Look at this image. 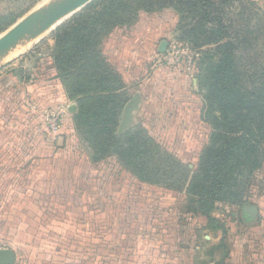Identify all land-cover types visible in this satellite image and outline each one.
Here are the masks:
<instances>
[{"label":"trees","instance_id":"16d2710c","mask_svg":"<svg viewBox=\"0 0 264 264\" xmlns=\"http://www.w3.org/2000/svg\"><path fill=\"white\" fill-rule=\"evenodd\" d=\"M20 1L27 0L0 3L17 7ZM239 1L93 0L53 33V65L69 99L77 103L72 122L77 137L88 145L92 160L97 163L115 158L138 185L157 187L153 188L155 194L172 197L171 201L185 191L196 198L198 208L194 211L202 212L212 229H218L219 224L212 217L214 206L227 203L245 207L246 183L264 164V70L256 77L238 67L237 51L241 48L235 39L240 35L233 36V20L228 19L227 9ZM247 1L249 6H257L256 2ZM170 9L174 11L169 16L175 27L182 30L181 40L194 48L215 45L212 58L198 78L205 94L201 102L193 104L199 113L192 121L198 123L205 138L199 168L191 178L188 167L180 162V154L156 142L147 129L136 126L118 133L121 114L132 94L129 84L102 49L106 35L118 27L130 26L141 13ZM12 15L11 10L0 13V23L10 20ZM191 16V24L182 26ZM250 39L246 37L242 43ZM130 190L126 185L123 194L128 196ZM159 199L162 198L156 197L151 212L159 205L170 206L166 202L157 204ZM133 210L144 214L136 206ZM88 241L89 238L82 237V244ZM220 248L223 249L221 246L213 251ZM141 258L142 264L164 263L144 252Z\"/></svg>","mask_w":264,"mask_h":264},{"label":"rangeland","instance_id":"374dc122","mask_svg":"<svg viewBox=\"0 0 264 264\" xmlns=\"http://www.w3.org/2000/svg\"><path fill=\"white\" fill-rule=\"evenodd\" d=\"M55 1L58 2V0L20 1L21 4L17 7L0 3V13L6 10L13 12L10 20L0 23V37L23 19L39 14L51 3H53L52 5L57 3ZM252 1L256 2L257 6H249L247 0H241L235 3L233 7H229L227 12H229L228 19L233 20V36L238 33L240 35L235 39L238 40L237 44L240 43L239 48H241L237 51L238 67L241 71L246 69L250 74L258 77L264 70V0ZM88 5L63 19L53 29L41 33L35 38L26 39L31 41L26 45L27 49L16 58L0 63V70H10L14 64H17L19 67L28 66V71L51 75V59L54 49L53 33ZM159 13L161 12L154 15ZM142 15L144 16L142 17ZM146 15L148 14L141 13L133 24L124 26L132 27L128 29L130 31L128 33L135 32L138 24L143 26V32H145L146 28L155 23L154 32L157 33L156 30H159L161 33L160 40L155 41V45L159 47L163 42L167 43L166 51H160L158 59L163 64L173 59L179 62L180 66L171 68L172 72L176 73L177 76L190 75L195 81V86L193 83L194 90L199 91L200 74L212 58L211 51L215 50V45L194 48L190 43L180 39L182 30L177 27L175 30L176 23L172 21L170 16L159 14V16L154 17L155 19H152V16L146 19ZM11 20H13L12 23ZM191 20L192 16L182 26L188 27ZM41 35L42 37H40ZM148 35L150 34L147 31L143 34L145 40L148 39ZM246 37L251 39L247 43H242V39ZM249 45L252 47L248 48ZM145 51L147 50L145 49ZM157 51L158 48H155L153 58L151 57V61H149L150 59L147 60L145 72L139 73L138 78L133 81L137 84L130 89L132 99L143 93V101L140 103L141 109L135 113L136 122L124 132H128L136 126L147 129L149 135L156 142L169 151L180 154V162L188 167L191 178L199 168L203 154L201 144L205 137L199 131L198 123L190 122L186 115L175 112V100L160 99V95L165 89L159 88L158 84L155 86L151 84L152 79L150 78L155 70L153 61L158 54ZM26 61L29 62L26 63ZM202 61L205 63L202 64ZM150 74L151 76H149ZM188 80L187 85L190 89V77ZM143 81L145 83L142 84ZM250 81L254 80L251 79ZM199 92L202 99L205 93L201 90ZM198 102V99H195L194 103L198 104ZM192 115L195 117L196 113ZM63 119H67V123L71 124L72 116L67 109H65ZM63 126L66 125L63 124L62 128ZM55 136L52 135L50 138L59 137V135ZM76 146L80 150L85 148V151L89 152L88 145L84 144L85 147L82 148L81 144L77 143L74 147ZM78 163L82 166H79L81 174L76 180L79 192L75 200L80 205V209L77 210L78 205L75 204L76 211H79L81 220H92L95 231L93 232L94 245L92 251L84 253L85 250H83L75 254L71 262L76 264H100V262L104 264L106 262L108 264V261L104 262V257H97L95 252H92L101 248L103 250L107 245L106 242L109 243L112 236L114 241L120 239L121 236L122 242L120 245L116 244V248L124 252H120L122 256L119 257V262L116 260L117 264H125L121 260L125 261L127 258L128 264H134L135 259L130 260V253L128 252L141 248L142 242H145V250L149 246V248L159 249L161 253H171L177 260L174 264H264V164L261 169L251 175L246 183V191L243 196V202L246 204V207H242L243 218L246 222L256 218L253 215L255 207H249V205H255L258 208V211L256 208L259 216L258 225L252 227L236 220V218H242L241 207L217 203L212 211V217L216 218L219 224L217 225L218 229H212L208 226V218L202 212L194 211L195 207L198 208L197 203H194L196 198L189 196L185 191L179 192L174 199L175 201H171L172 197L155 194L153 188L157 187L138 185L137 181L130 178V173L120 166L115 158L104 160L98 165H91L83 157V159H79ZM61 182L67 183L65 179ZM126 185L131 188V193L128 196L123 194ZM156 197L162 198L157 201V204L166 202L170 206L159 205L151 212ZM134 206L140 212L141 209L144 210V214H137L133 210ZM137 233L139 236L136 235ZM221 246L223 249L213 251Z\"/></svg>","mask_w":264,"mask_h":264},{"label":"crops","instance_id":"0c3cea01","mask_svg":"<svg viewBox=\"0 0 264 264\" xmlns=\"http://www.w3.org/2000/svg\"><path fill=\"white\" fill-rule=\"evenodd\" d=\"M170 13L174 11L170 9L159 14L169 16ZM159 14H148L145 17L148 19L152 16L155 19ZM154 24L146 28L150 34L146 40L143 36L146 31L143 32V26L139 24L132 33H128L132 27L114 29L103 40V53L131 89L137 84L133 82L134 79L138 78L139 73L145 72L147 60L151 61L155 48H158L153 61L155 70L150 78L151 84H158L159 88L165 89L160 99L175 100V112L186 115L191 122L194 117L192 114L199 113L198 107L193 106L194 101L198 99L201 102L198 90L193 88L195 81L187 74L177 76L158 59L161 45L156 46L155 41L160 40L161 33L159 30L154 32ZM50 74L28 71V66L19 67L17 64L10 70H0V242L4 250L14 252L15 264H76L71 262L74 255L83 250L84 253L90 252L94 245L95 229L92 220H81L79 211H76L75 197L79 192L76 180L81 174L79 159L85 157L91 165L101 162H94L90 153L85 151L84 142L76 137L72 119L71 124L64 119L63 124L66 126L61 128L59 137L56 135L55 139L50 138L53 134L47 131L41 110H68L75 105L76 112L70 113L72 118L78 111L76 103L69 99L66 88L57 78L52 59ZM189 77L192 85L190 89L187 85ZM140 94L142 103L143 93ZM140 109L141 104L138 111ZM122 115L123 112L120 124ZM134 122L135 114L132 124ZM71 143L81 144L84 150ZM63 179L67 181L66 184L61 182ZM252 207H255L254 220L248 218L250 221H245L244 207L242 218L236 220L248 226H257L258 208L254 205ZM136 235L139 236V233ZM83 236L89 238L85 245L82 244ZM112 237L103 250L101 248L92 253L104 257V262L108 261V264H117L116 260L119 262L122 256L120 252L124 251L116 248V244L120 245L123 238L120 236V239L114 241ZM144 247L145 242H142L141 248L128 252L130 260L135 259L134 264H142V252L158 260L162 259L163 264L177 262L171 253H161L159 249L149 246L145 250ZM121 261L128 264V258Z\"/></svg>","mask_w":264,"mask_h":264},{"label":"water","instance_id":"95a60500","mask_svg":"<svg viewBox=\"0 0 264 264\" xmlns=\"http://www.w3.org/2000/svg\"><path fill=\"white\" fill-rule=\"evenodd\" d=\"M93 0H59L54 5L43 9L39 14L29 16L0 37V57L14 47L26 35H38L53 29L63 19L91 3ZM167 43L163 42L160 51H166ZM141 103V95H136L125 107L119 133H124L133 122L134 114ZM70 113L76 112V106H70ZM16 256L11 250H0V264H15Z\"/></svg>","mask_w":264,"mask_h":264},{"label":"built area","instance_id":"2783aa9c","mask_svg":"<svg viewBox=\"0 0 264 264\" xmlns=\"http://www.w3.org/2000/svg\"><path fill=\"white\" fill-rule=\"evenodd\" d=\"M179 62H176V60H169L168 63H166L167 66L171 67H177L180 66L178 64ZM189 63V62H187ZM185 66H187L185 64ZM65 114V110L59 109V110H52V109H43L41 110V116L44 120L45 126L47 128V131L53 135H58L61 131L62 125L64 123L63 115ZM0 250H4L2 243L0 242Z\"/></svg>","mask_w":264,"mask_h":264},{"label":"bare ground","instance_id":"6f19581e","mask_svg":"<svg viewBox=\"0 0 264 264\" xmlns=\"http://www.w3.org/2000/svg\"><path fill=\"white\" fill-rule=\"evenodd\" d=\"M59 1V0H58ZM57 2V1H55ZM53 3H51L52 5ZM39 35V34H38ZM38 35H26L23 37L14 47H12L9 51H7L5 54H3L0 57V63L7 62L13 58H16L19 54H21L25 49H27V46L29 42L26 39H32L37 37ZM42 37V35L40 36Z\"/></svg>","mask_w":264,"mask_h":264}]
</instances>
